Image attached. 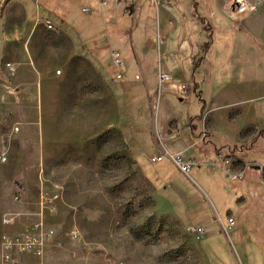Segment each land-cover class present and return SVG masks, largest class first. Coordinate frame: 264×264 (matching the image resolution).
<instances>
[{
  "label": "rangeland",
  "instance_id": "374dc122",
  "mask_svg": "<svg viewBox=\"0 0 264 264\" xmlns=\"http://www.w3.org/2000/svg\"><path fill=\"white\" fill-rule=\"evenodd\" d=\"M151 1L156 4V0ZM184 1L189 2L190 12L194 6L200 5L196 3L200 0ZM83 2L74 9L75 17L84 21L97 16L101 21L96 11L82 13L78 10L86 3L91 2L92 5L94 0ZM219 3L229 18L220 17L217 20L221 27L214 46L220 59L214 64H219L220 69L228 68L231 66L230 56L235 54V61L241 66L245 65V68L250 61L252 70L260 64L264 68V44L259 40L262 31L264 35V0H252L244 13L239 12L240 3L235 0H219ZM31 12L29 20L36 16L34 6ZM200 15L204 20L205 13ZM207 24L208 21L199 25L196 32L199 36L205 35L210 42L212 32ZM50 34L39 33L41 43L37 45V52L33 51L34 44H28L26 40L23 43L19 40L9 43L10 60L5 63H10L13 71L7 73L4 63L6 75L1 76L4 84H8L11 77L23 84L22 92L5 96L6 100L3 99L4 89L0 85V151H8L7 162L0 161V186L2 196L10 197L14 203L8 205L0 216L2 259L5 234L22 233L32 224L40 222L44 231L49 233L43 243L40 264H232L233 261L234 264H264V238L256 234V229L261 230L260 224L263 223L259 215H264V201L252 196L245 206L234 207L233 202L239 195L232 189L228 190L227 186L239 179L230 178L225 165L220 167L214 164L213 176L203 162L183 172L176 163V158H183L182 155L166 157V152L162 151L160 154L164 157L158 161H162L161 164L157 162L153 165L156 162L150 161L154 155L147 147L150 141L143 138L147 137L143 124L147 120L149 104L153 107L163 97L158 88L153 94L146 91L142 86L144 77L139 70L138 77L134 76L137 70L135 53L129 52L124 57L120 69L124 71V77L134 79L131 82L140 81L141 84L131 85L129 81L118 87L115 83H122L124 78L115 79L117 67L111 62L112 75L108 80L113 93L109 92L108 96L104 91L95 90L89 97L85 90L71 91L66 98L69 105L60 109L58 117L56 113L50 118V108H46L47 99L51 97V92L56 91L57 82L45 74L44 79H47L43 85L48 83L50 88L48 85L42 94L44 139H38L37 143L30 140L21 143L19 131L18 135L12 134L9 139L6 137L13 126H20V117L35 119L36 114L38 116V107L34 105L37 97L36 77L24 74V66L32 68V62L43 65L49 61L53 64V71L60 69L52 63V60L60 57L59 53L44 51L50 45L49 42L44 43ZM91 46L92 43L85 44L86 48ZM79 48L86 51L84 45L80 44ZM203 48L207 47L204 45ZM147 85L151 88V85ZM162 93L177 114L186 116L188 112L192 115L200 113L201 103L195 92L189 97L187 94L188 98L183 101L178 99L181 94H170L165 90ZM113 94L116 95L122 128L117 132L114 126H109L115 122L111 108ZM252 103L255 109L251 113H255L260 125L258 132L264 135V97ZM13 105L16 108L10 111L9 107ZM9 113L14 117L9 119ZM249 118L251 116L243 121L248 122ZM49 121L51 125L46 130ZM177 121V118H172L174 131ZM154 139L157 144L163 141L157 137ZM21 144L28 169L24 173L16 169ZM133 147L136 150L142 148L145 154L138 157ZM254 147L248 151L264 160V138H259ZM160 166L165 167L172 183L178 185V191L183 194L181 199L174 202V206L153 185L150 177L149 173ZM217 182L224 190L222 199L232 204L237 215L235 224L229 223L227 217L221 219L215 211V199L206 183ZM45 192L58 193V197L42 205L41 195ZM198 226L202 227L201 233L197 230ZM237 232L240 240L237 239ZM22 255L33 254L15 255V261L19 264ZM247 257L252 262L248 263Z\"/></svg>",
  "mask_w": 264,
  "mask_h": 264
},
{
  "label": "crops",
  "instance_id": "0c3cea01",
  "mask_svg": "<svg viewBox=\"0 0 264 264\" xmlns=\"http://www.w3.org/2000/svg\"><path fill=\"white\" fill-rule=\"evenodd\" d=\"M83 1L85 0H0V85L4 89V100L23 91V84L14 77L10 78L8 84H4L1 79V76L6 75L4 63L10 60L9 43H17L18 40L23 43L26 40L28 44L31 42L32 45L34 44L33 51L37 52L39 51L37 45L41 43L39 33H51L44 41L50 43L44 51L54 54L57 52L60 55L58 59L52 60V63L60 68L59 73L53 71V64L49 61L43 65L32 62V68L24 66V74L36 77L37 97L34 105L38 107L39 119L37 114L35 119L20 117L21 119L18 120L20 126H13L9 133H6V137L9 139L12 134H19L21 143L29 140L37 143L38 139H44L42 94L48 89V85L50 88L48 83L43 85L47 77L56 79L57 92H51L49 100L46 98V108H50L51 112L48 111L50 118L56 113L58 117L61 114L60 109L69 105L66 98L71 91L85 90L90 97L92 91L101 90L110 96L108 93H113V87L108 80L109 75H112L113 67L110 53L112 50H119L124 63V57L132 52L137 59L134 76L138 77L139 70L144 77L142 86L146 91L153 94L158 88L163 97L153 107L149 104L147 120L143 124L146 126L144 131L147 134V137L143 138L150 141L147 146L150 154L157 155L163 151L166 152V157L182 155L185 161H192L189 169L196 163L203 162L213 176L214 164L220 167L225 165L230 178L242 170V176L236 178L239 181L227 186L228 190L232 189L236 195H239L233 206L238 208L245 206L252 196L264 201V160H261L256 153L252 154L248 151L255 148L254 144L259 138H264V135L258 132L260 126L258 118L255 113H251L252 109H255L252 102L264 97V68L260 64L257 69L252 70L251 61L245 68V65L241 66L235 61V54H231L229 63L231 66L228 68L220 69L219 64H214L220 59L214 46L217 32L221 27L217 20L220 17L229 18L223 13L219 0L196 1L200 5L194 6L192 12L189 2L184 0H156V4L151 0H103L105 3L102 4L99 0H94L93 6L91 2L90 4L85 2L84 6L90 9L88 13L96 11L100 14L101 21L97 16L79 21L75 17L74 9L79 3H84ZM33 6L36 9V16H32L29 20ZM78 10L82 12L81 8ZM202 12L205 13L204 20L201 15L198 16ZM47 21L52 24L51 28H47ZM207 21L206 26L212 32L210 42L204 37L205 35L199 36L196 32L197 27ZM259 38L264 44L263 31ZM79 43L84 45L86 51H80ZM86 43H92V46L86 48ZM204 45L206 49L203 48ZM29 56L32 58L30 52ZM121 66L115 69V73L122 72L124 78L122 83L115 81L118 87L121 88V84L126 85L125 83L128 84L129 81L131 85L141 84L140 81L131 82L134 79L124 77ZM160 72L167 73L171 77L163 82L161 87ZM45 74L47 77L44 79ZM147 84L151 85L150 89ZM182 85L187 87L188 97L195 92L199 98L201 103L199 114L192 115L190 112L186 116L177 114L173 110L172 103L162 93V90H165L170 94H181L178 99L183 101L188 97L180 92ZM111 105L115 122L109 126H114L117 132L122 128L114 94ZM12 108H16V105L9 107V110L12 111ZM13 115L9 113L7 117L10 119L14 117ZM250 116L248 122L243 121L245 117ZM173 117L178 119L176 131L171 127ZM50 123L49 121L46 125V130L50 128ZM156 137L163 140L161 144L155 142ZM22 146L23 144L20 147L16 169L24 173L28 169ZM3 150L8 160L7 149ZM133 150L138 157L145 154L142 148L136 150L133 147ZM158 163L161 164L162 161ZM149 174L153 185L165 194L164 198L171 205L183 197L178 191L179 186L172 183L171 175L164 166L156 167ZM201 187L203 191L206 190L202 185ZM206 187L214 196L215 211L220 214L219 217L221 219L227 217L229 223L235 224L237 215L233 211L232 204L222 199L224 190L222 191L221 183H206ZM12 203L10 197L2 196L0 186V216ZM259 218L263 223L260 224L261 230L256 229V234L264 238V215H259ZM239 235L237 232L238 240H240ZM232 243L235 244L234 240ZM0 257L1 264H13L4 263L2 256ZM40 258L41 256L22 255L19 260L21 264L32 262L40 264ZM246 259L248 263L252 262L249 257ZM262 260L264 263V256Z\"/></svg>",
  "mask_w": 264,
  "mask_h": 264
},
{
  "label": "built area",
  "instance_id": "2783aa9c",
  "mask_svg": "<svg viewBox=\"0 0 264 264\" xmlns=\"http://www.w3.org/2000/svg\"><path fill=\"white\" fill-rule=\"evenodd\" d=\"M99 3H105L103 0H99ZM82 12L88 13L90 9L88 7H81ZM47 28L52 27V24L47 21ZM110 60L115 67H120L123 63L122 55L119 50H112L110 53ZM7 68V73H11L13 71V67L10 63H5ZM60 70H57L59 73ZM122 78V72L118 71L115 73V79ZM170 75L167 73L160 72L159 73V85L161 87L162 83L168 81L170 79ZM180 92L186 96L188 94V89L185 85H182L180 88ZM15 129H18L15 127ZM164 156L162 154H157L150 157V161L152 163L160 161ZM7 160V155L5 150L0 151V161L5 162ZM176 163L180 167L183 172H187L192 165V161H185L183 158L177 157ZM243 171H239L237 174L232 175L233 179L241 177ZM58 197V193L47 194L46 192L41 195L42 205L43 203L48 204L52 202L54 199ZM7 221V218L4 219ZM197 230L201 233L202 228H197ZM72 234H76V232H72ZM49 233H46L43 229V226L40 222L32 224L30 227L23 231L22 233H14V234H5L3 237V262L4 263H13L19 264V262L15 261V255L30 253L36 256H40L42 254V247L44 240L47 239Z\"/></svg>",
  "mask_w": 264,
  "mask_h": 264
},
{
  "label": "bare ground",
  "instance_id": "6f19581e",
  "mask_svg": "<svg viewBox=\"0 0 264 264\" xmlns=\"http://www.w3.org/2000/svg\"><path fill=\"white\" fill-rule=\"evenodd\" d=\"M236 2L240 3V8H239V12L240 13H244L247 11V9L249 8L250 2L252 0H235ZM236 13V12H235ZM51 28V27H49Z\"/></svg>",
  "mask_w": 264,
  "mask_h": 264
},
{
  "label": "trees",
  "instance_id": "16d2710c",
  "mask_svg": "<svg viewBox=\"0 0 264 264\" xmlns=\"http://www.w3.org/2000/svg\"><path fill=\"white\" fill-rule=\"evenodd\" d=\"M263 136V135H262Z\"/></svg>",
  "mask_w": 264,
  "mask_h": 264
}]
</instances>
